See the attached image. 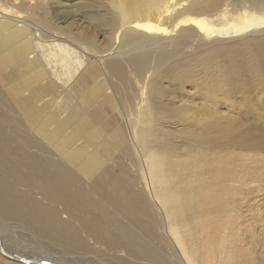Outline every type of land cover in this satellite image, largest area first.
<instances>
[{
  "label": "bare ground",
  "instance_id": "1",
  "mask_svg": "<svg viewBox=\"0 0 264 264\" xmlns=\"http://www.w3.org/2000/svg\"><path fill=\"white\" fill-rule=\"evenodd\" d=\"M34 1L29 12L23 10L29 0H0V231L6 221L17 222L47 248L38 247L46 254L40 259L26 257L30 263L1 238L0 249L28 264H180L125 173L129 166L120 163L132 152L122 112L142 153L151 152L156 91L146 92L130 120L115 100L117 87L129 77L150 79L190 42L262 35L264 0H232L231 10L228 0H190L183 10L177 6L186 0H77L76 12L113 31L105 50L95 37L63 32L49 19L69 7L63 0ZM53 4L58 10L46 8ZM238 8L245 10L240 21ZM187 12L190 18L178 22ZM53 57L66 60L64 78ZM145 163L153 171L155 163Z\"/></svg>",
  "mask_w": 264,
  "mask_h": 264
},
{
  "label": "rangeland",
  "instance_id": "2",
  "mask_svg": "<svg viewBox=\"0 0 264 264\" xmlns=\"http://www.w3.org/2000/svg\"><path fill=\"white\" fill-rule=\"evenodd\" d=\"M189 1L177 8H188ZM63 2L69 7L59 10L70 15L55 10L49 19L57 20L63 32L95 37L98 48L108 49L114 39L110 27L93 25L86 11L76 12L77 0ZM228 2L231 10L232 0ZM29 6L30 0L23 10L31 12ZM244 11L237 9L236 20L243 19ZM44 14L35 13L40 18ZM226 16L231 17L228 12ZM188 18L189 12L178 22ZM237 38L190 42L147 81L129 77L117 87L115 100L130 120L139 116L146 92L156 91L159 104L153 107L149 132L150 142H155L146 144L151 152L142 153L145 146L122 112L119 121L126 125L132 152L120 163L129 166L125 173L149 203L167 249L180 264H264V33ZM53 58L64 78L66 60ZM146 161L155 163L153 171ZM169 184L173 187L166 190ZM2 228L0 238L10 252L36 259L46 255L38 249H46V242L19 223L6 221ZM0 259L28 264L1 249Z\"/></svg>",
  "mask_w": 264,
  "mask_h": 264
},
{
  "label": "water",
  "instance_id": "3",
  "mask_svg": "<svg viewBox=\"0 0 264 264\" xmlns=\"http://www.w3.org/2000/svg\"><path fill=\"white\" fill-rule=\"evenodd\" d=\"M23 259H24V261H26L28 263H30L32 261V260H30L29 258H26V257H24Z\"/></svg>",
  "mask_w": 264,
  "mask_h": 264
}]
</instances>
